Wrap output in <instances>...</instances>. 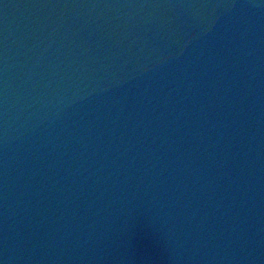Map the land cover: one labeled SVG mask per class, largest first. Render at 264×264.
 <instances>
[{
    "label": "water",
    "instance_id": "obj_1",
    "mask_svg": "<svg viewBox=\"0 0 264 264\" xmlns=\"http://www.w3.org/2000/svg\"><path fill=\"white\" fill-rule=\"evenodd\" d=\"M25 0H0V264L12 263Z\"/></svg>",
    "mask_w": 264,
    "mask_h": 264
}]
</instances>
